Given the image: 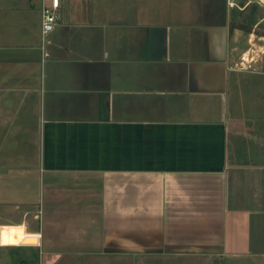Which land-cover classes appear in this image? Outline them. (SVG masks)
I'll return each mask as SVG.
<instances>
[{
    "label": "crops",
    "instance_id": "crops-1",
    "mask_svg": "<svg viewBox=\"0 0 264 264\" xmlns=\"http://www.w3.org/2000/svg\"><path fill=\"white\" fill-rule=\"evenodd\" d=\"M234 1L61 0L44 37L0 0V264H264V4Z\"/></svg>",
    "mask_w": 264,
    "mask_h": 264
},
{
    "label": "built area",
    "instance_id": "built-area-1",
    "mask_svg": "<svg viewBox=\"0 0 264 264\" xmlns=\"http://www.w3.org/2000/svg\"><path fill=\"white\" fill-rule=\"evenodd\" d=\"M264 2V0H261ZM235 4V1L232 0ZM61 0H43L42 4V33L45 37L47 33L52 31L60 21L59 8ZM35 264H43L42 252H40V261Z\"/></svg>",
    "mask_w": 264,
    "mask_h": 264
},
{
    "label": "rangeland",
    "instance_id": "rangeland-1",
    "mask_svg": "<svg viewBox=\"0 0 264 264\" xmlns=\"http://www.w3.org/2000/svg\"><path fill=\"white\" fill-rule=\"evenodd\" d=\"M261 3L264 4V2L261 1V0H253V2H252L253 5H252V8H251L252 9V12H254V11L256 12L257 7L260 6ZM141 255H143V254H141ZM151 255L150 256L147 255L146 257H142L141 258V264H149L148 257L153 258ZM143 258H145V259H143ZM151 261H152V259H151ZM29 263H32V262L30 261ZM165 264H167V263H165Z\"/></svg>",
    "mask_w": 264,
    "mask_h": 264
}]
</instances>
